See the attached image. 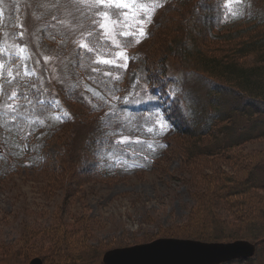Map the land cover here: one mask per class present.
<instances>
[{
	"label": "rangeland",
	"instance_id": "1",
	"mask_svg": "<svg viewBox=\"0 0 264 264\" xmlns=\"http://www.w3.org/2000/svg\"><path fill=\"white\" fill-rule=\"evenodd\" d=\"M246 2L241 0L237 4L223 0V8L219 9L221 18L230 10L242 12ZM145 3L152 6L151 0ZM215 3V0H203L194 8V14L198 15L195 26L200 29L201 37H196L192 54L195 55L198 48L229 65L232 61L228 59L234 58L240 69L253 65L254 60L257 64L254 65L260 67L257 74L264 79V62L260 63L254 50L243 46L247 41L246 32L257 28L249 24L248 29L238 22L232 28L231 25L220 27L214 6L208 9V5L212 7ZM191 4H194L192 0H184V3L183 0H164L163 6L152 16L153 22L145 29L149 34L147 38L124 50L130 57L124 84L132 88L130 93L135 99L146 98L149 91L144 84H137L138 73L129 68L131 62L137 54L156 62L164 37L174 34L170 25L173 23L166 18L162 22L164 16H171L173 22L177 18L184 24L190 17ZM78 6L83 8L87 18L96 19L94 10L79 0H0V64H3L0 68V122L12 129L9 124L18 121L25 156L31 154L26 149L28 136L36 139L40 128L53 130L43 147L44 159L38 161L42 168L0 171V264H29L35 257L43 264H103V254L108 250L160 238L204 242L246 240L255 244L253 256L221 264H264V238L261 237L264 234V137L252 138L226 152L209 155L202 149L212 145L213 138L201 137L198 142L186 135L172 136L170 147L160 153L168 128L160 119L152 122L146 136V149L160 155L149 169L139 159L113 157L109 161L112 171H105L93 151L86 148L89 129L98 127L96 116L88 113L90 101L115 106L130 97L120 92L110 98L87 79L83 80L82 88L77 89L76 96L65 97V91L73 82L72 69L66 63V55L59 53V40L55 43L48 40V31L43 27H54L53 35L55 29L75 32L77 29L67 15L80 12ZM240 46L245 53L237 52ZM107 47L100 53V59H116L123 65V59L116 56L121 49L110 40ZM19 49L24 50L23 58ZM101 65L113 72L111 66L114 65ZM138 65L143 66V62ZM10 71L14 75L18 73L15 79L10 80ZM25 71L34 75L26 76ZM23 85L39 94L43 101L34 97L35 100H31V95L20 89ZM201 90L204 93L203 88H198ZM13 91L17 98L10 100ZM45 103L49 109L39 112L37 108ZM10 104L16 105L15 110L7 107ZM155 117L159 119L157 114ZM61 118L69 121L65 124ZM235 119L239 125L247 122L246 117L239 115ZM2 126L0 124V168L4 165L9 168L12 158L3 145ZM131 131L123 128L118 136L130 138ZM238 133L236 130L235 136ZM157 144L158 148H154ZM249 182L261 185L248 190ZM256 237L260 248L256 246Z\"/></svg>",
	"mask_w": 264,
	"mask_h": 264
},
{
	"label": "trees",
	"instance_id": "2",
	"mask_svg": "<svg viewBox=\"0 0 264 264\" xmlns=\"http://www.w3.org/2000/svg\"><path fill=\"white\" fill-rule=\"evenodd\" d=\"M192 1L194 4L190 5L188 22L180 23L177 18L173 22L171 16H164L162 22L167 19V21L173 23L170 25L174 34L164 37L160 57L157 61L150 62V60L141 58V55L137 54L135 61L131 62L129 68L138 73L137 84H144L149 91L146 93V98L142 99H135L136 97L130 93L132 88L125 86L126 68L111 66L118 68H112L113 72H111L98 62V56H100L102 50L108 48L109 41L104 45L103 38L97 32L99 30L93 24V19L86 17L83 8L81 9L78 6L80 12L67 15L68 21H72L75 29H77L75 32H70L67 29L56 31L55 29L56 33L53 35L51 31L54 27L49 28L48 25L43 27V30L48 31V34H46L48 40H54V43L57 39L59 40L58 43L61 46L59 53L62 56L66 55V63L72 69L73 82L65 91L67 99L76 96L77 89L82 88L84 79L101 88L110 98L120 92L129 94L130 98L120 105L114 106L106 102L99 103L92 100L90 101L91 106L87 107L88 113L90 112L92 116H96L95 120L98 127H95L94 130L89 129L86 148L89 147L93 151L96 159L101 162L103 170L112 171L109 161L113 157L139 159L149 169L154 163V159L157 156L160 157V155H155L158 153L146 149L148 144L146 136L152 122L160 119L161 123L163 122L168 126V131H165L166 140L162 142L164 149H160V153L170 147L169 138L172 136L186 135L195 138L198 142L201 137L213 138L212 145H206L202 149L205 150L204 154L209 155L226 152L234 145L252 138L264 137V79L257 74L260 67H256V61L253 60V65L240 69L237 67L238 64H236L234 58L228 59L232 61V64L229 65L206 55L198 48L195 52L197 57L193 55L191 49L196 46V37L199 39L201 37L200 29L195 26L198 23L195 21L198 15L194 14V8L199 4L201 5L203 0ZM215 1V5H212V7L208 5V9L210 10L214 6L216 23L220 27L225 28L231 25L229 27L232 28L238 22L244 23L248 29L250 28L248 27L249 24L253 28H257L246 32L248 35L247 41L245 44L243 43V46L246 45L254 50L260 58V63L264 62V0H247L242 12L235 17L226 14L224 19L221 18V12L219 11L223 8L221 5L223 0ZM194 16L196 19H194ZM68 21L65 22L70 24ZM57 26L60 27L59 23H57ZM90 31H92V35H89ZM82 40L90 42L95 51L87 52L85 49L80 48L79 44ZM130 46L132 44L126 49H129ZM239 48L237 52L245 53L242 46ZM173 58H176L175 63H173ZM140 62H143V66L138 65ZM166 62L173 66H168ZM215 64L218 66L215 67ZM217 67L219 68L215 70L214 68ZM93 69H97V71ZM102 70L105 73L112 74V76L105 75L101 72ZM214 73L220 78L214 77ZM116 74H119L118 79L114 78ZM256 75H258V79L254 80ZM220 79L225 80V82ZM174 85L177 89H174ZM26 86L23 85L20 89L31 95V100L43 101L44 98L31 92ZM199 86L204 89V93H202V90L198 91ZM8 87L10 86L7 85L6 88L8 89ZM48 106L47 103L39 105L37 110L40 112L49 109ZM156 114L159 119L155 117ZM236 115L242 118L246 117L247 122L241 125H239L240 122L237 124ZM74 118V114H72V119ZM61 119L65 124L69 121L68 118ZM0 124L3 125V145L9 150L8 156L12 158L10 167L4 165L0 168V171L10 173L12 168L34 169L41 167L38 161L44 159L42 155L43 147L51 138L53 130L40 128L36 139L28 136L26 149L30 150L31 154L25 156L24 146L21 145L19 139L20 127L18 121L13 125L9 124L12 129L6 127L3 122H0ZM123 128L131 129L132 136L127 138L125 143L119 144L117 141L123 138H119L118 134ZM236 130L239 132L237 136H235ZM154 148H158V144ZM203 151L201 152L203 153ZM77 157H72V159L76 160ZM260 185V183L253 185L252 182H249L246 189H254V187L257 189ZM261 237L264 238V234ZM255 242L256 246L260 248V241L257 237Z\"/></svg>",
	"mask_w": 264,
	"mask_h": 264
},
{
	"label": "snow or ice",
	"instance_id": "3",
	"mask_svg": "<svg viewBox=\"0 0 264 264\" xmlns=\"http://www.w3.org/2000/svg\"><path fill=\"white\" fill-rule=\"evenodd\" d=\"M79 2L94 10L96 19L93 20V24L96 25V28L99 30L98 34L103 38L104 45L110 40L113 45L121 49L120 52L116 53V56L117 58L123 59V65L119 64L116 59H100L99 56L98 62L126 68L129 57L124 50L132 43L139 44L143 39L147 38L149 34L145 29L153 22L152 16L155 14L157 8L163 6L164 0H151V7L145 3V0H79ZM232 2L239 4L241 0H232ZM237 15V11H229V16L235 17ZM118 28L120 29L119 31H117ZM92 34V31H90L89 35ZM121 37H123V39H121ZM79 47L85 49L87 52L95 51L94 47L91 46L90 42L87 40H82ZM23 51V49L18 50L21 54V58H23ZM0 68H3V64H0ZM93 70L97 71V69ZM8 75L11 80L15 79L18 73L14 75L10 71ZM24 75H34V73L25 71ZM105 75H109V73H105ZM114 78L118 79L119 74H116ZM0 89H2V86H0ZM16 98L17 93L13 91L9 99L15 100ZM7 107L15 110L16 105L10 104L7 105ZM65 116H67V114H65ZM163 127L164 126L161 125L162 130ZM149 131H151V129H149ZM126 140L127 138H123L117 141V143L123 144Z\"/></svg>",
	"mask_w": 264,
	"mask_h": 264
},
{
	"label": "water",
	"instance_id": "4",
	"mask_svg": "<svg viewBox=\"0 0 264 264\" xmlns=\"http://www.w3.org/2000/svg\"><path fill=\"white\" fill-rule=\"evenodd\" d=\"M255 244L246 240L204 242L190 239L160 238L149 243L115 248L103 254V264H221L248 259ZM29 264H43L35 257Z\"/></svg>",
	"mask_w": 264,
	"mask_h": 264
}]
</instances>
